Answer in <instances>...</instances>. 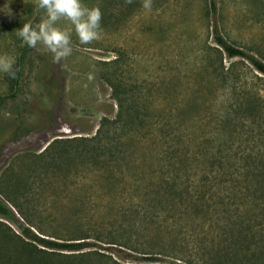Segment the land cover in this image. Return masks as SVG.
Segmentation results:
<instances>
[{"label":"rangeland","instance_id":"374dc122","mask_svg":"<svg viewBox=\"0 0 264 264\" xmlns=\"http://www.w3.org/2000/svg\"><path fill=\"white\" fill-rule=\"evenodd\" d=\"M83 2L102 10V39L81 45L73 35V54L57 64L43 46L27 49L17 36L24 23L41 22L35 0H0V55L15 57L19 69L26 53L19 84L0 72V198L19 218L18 224L0 216V264H27L28 248L44 247L23 227L57 240L85 237L83 251L104 254L84 255L81 264H183L162 250L172 243L179 250V220L152 218L132 198L136 179L151 184L163 177L160 148L142 145V163L107 168L88 162L79 137L116 116L113 83L120 81L146 101L145 114L187 117L196 133L212 132L211 140L217 115L232 100L263 111L264 73L245 57L229 56L213 29L264 59V0H152L151 9L143 0ZM56 138L62 139L49 148ZM64 252L73 251L38 253L35 264H70Z\"/></svg>","mask_w":264,"mask_h":264},{"label":"trees","instance_id":"16d2710c","mask_svg":"<svg viewBox=\"0 0 264 264\" xmlns=\"http://www.w3.org/2000/svg\"><path fill=\"white\" fill-rule=\"evenodd\" d=\"M213 34L229 56L245 57L264 73V59L230 42L218 26ZM25 59L23 53V62L13 78L17 84L24 75ZM113 85L118 113L114 118H105L94 135L80 136L81 149L88 154L90 164L112 168L121 160L131 162L130 165L142 163L146 158L142 145L152 143L160 148L158 156L166 160L167 166L162 170L163 177L151 184L135 177L138 179L132 198L152 218L162 215L179 220V250L173 243L171 247L164 244L169 249L162 250L183 264H264V109L249 108L232 100L217 115L219 131L214 132L216 140H211L212 132L196 133L187 117L179 116L178 121L145 114L142 110L146 101L123 88L121 81ZM254 122H258L256 132ZM151 124L158 125V131L152 130ZM60 139L51 142L49 148ZM133 141L139 144L135 148ZM0 216L19 224L13 208L1 198ZM23 231L44 246L37 251L28 248L27 264H35L38 253L52 256L55 249L72 250L64 252L70 264H81L84 255L95 252L104 255L96 250L83 251L88 243L85 237L78 241L57 240L40 236L30 227H23ZM39 262L48 264L46 259ZM113 264L120 262L114 260Z\"/></svg>","mask_w":264,"mask_h":264},{"label":"clouds","instance_id":"9594fccd","mask_svg":"<svg viewBox=\"0 0 264 264\" xmlns=\"http://www.w3.org/2000/svg\"><path fill=\"white\" fill-rule=\"evenodd\" d=\"M35 3L37 9L44 12L41 22L34 26L24 23L17 36L30 48L43 46L53 55L55 63L60 64L73 54V35L81 45H91L102 39L103 12L99 6L89 7L83 0H35ZM151 6L152 0H143L145 9ZM17 71L15 57L0 55V72L15 78ZM88 79L93 80V74L90 73Z\"/></svg>","mask_w":264,"mask_h":264}]
</instances>
